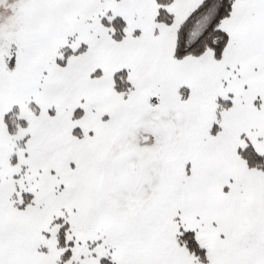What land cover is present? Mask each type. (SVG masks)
I'll list each match as a JSON object with an SVG mask.
<instances>
[{"label":"snow or ice","instance_id":"6c2138e0","mask_svg":"<svg viewBox=\"0 0 264 264\" xmlns=\"http://www.w3.org/2000/svg\"><path fill=\"white\" fill-rule=\"evenodd\" d=\"M0 264H264V0H0Z\"/></svg>","mask_w":264,"mask_h":264}]
</instances>
